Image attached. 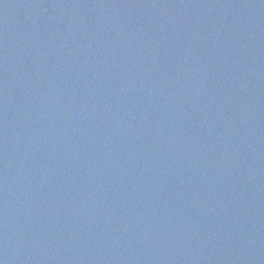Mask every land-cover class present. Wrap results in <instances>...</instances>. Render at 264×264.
<instances>
[{"label": "water", "instance_id": "obj_1", "mask_svg": "<svg viewBox=\"0 0 264 264\" xmlns=\"http://www.w3.org/2000/svg\"><path fill=\"white\" fill-rule=\"evenodd\" d=\"M0 264H264V0H0Z\"/></svg>", "mask_w": 264, "mask_h": 264}]
</instances>
